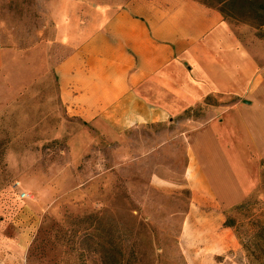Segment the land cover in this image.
<instances>
[{"label":"rangeland","instance_id":"obj_1","mask_svg":"<svg viewBox=\"0 0 264 264\" xmlns=\"http://www.w3.org/2000/svg\"><path fill=\"white\" fill-rule=\"evenodd\" d=\"M202 1L229 15L264 76L261 10ZM104 4L116 0H0V264H256L261 253L250 259L225 223L236 219L245 235L249 216L263 213L258 138L232 147L255 177L242 201L228 203L216 193L244 182L230 173L244 163L226 166L223 182L213 168L207 182L189 166L178 118L116 132L64 103L58 66L82 42L77 30L101 27ZM82 7L83 20L64 16ZM248 201L252 212L236 210Z\"/></svg>","mask_w":264,"mask_h":264},{"label":"crops","instance_id":"obj_2","mask_svg":"<svg viewBox=\"0 0 264 264\" xmlns=\"http://www.w3.org/2000/svg\"><path fill=\"white\" fill-rule=\"evenodd\" d=\"M102 6L107 14L101 27L77 30L82 42L58 66L66 106L74 116L105 122L116 132L178 118L186 129L189 166L201 169L207 182L213 168L223 182L226 166L234 171L233 164L244 163L246 170L230 172L244 182L216 193L228 203L242 201L255 176L246 153L239 157L232 147L249 148L258 138L264 148V76L236 26L200 0ZM85 9L64 16L83 20ZM207 98L238 103L217 107ZM203 105L208 107L199 117H183Z\"/></svg>","mask_w":264,"mask_h":264},{"label":"trees","instance_id":"obj_3","mask_svg":"<svg viewBox=\"0 0 264 264\" xmlns=\"http://www.w3.org/2000/svg\"><path fill=\"white\" fill-rule=\"evenodd\" d=\"M202 1V0H200ZM223 3H228L230 6L232 5V7L234 6H238L239 1L241 0H222ZM259 0H245L244 4L248 9V13H256L259 14L260 10H261V14H259L260 16L259 18V28H263L264 27V2H258ZM264 1V0H263ZM204 2V1H202ZM210 6L216 7V5H212L209 4L207 2H204ZM223 14L224 16L227 18L228 16L224 13V11L221 8H218ZM250 19H252V17H250ZM262 37H264V34L262 35ZM212 100V98H207L206 100V104L211 105L210 101ZM197 107V106H196ZM202 107V106H199ZM198 108V107H197ZM196 109V108H194ZM194 109H189L184 113V116H190V113H195ZM203 111V110H201ZM202 115V113H201ZM200 115H198L197 117H199ZM190 117H196V116H190ZM187 117V118H190ZM196 117V118H197ZM243 208H247V212H252V207L249 204V201L238 206L236 208V210H241ZM249 221H248V226L251 229L250 231L245 232V235L243 234H239L238 230H239V224L236 221V219L232 218V217H228L225 226L229 227V228H233L236 229V234H237V238L240 240L244 250L246 252H248V254H250V259H251V254H253L254 252H260L261 253V257L252 261V263H256V264H264V210L263 213L260 214L259 217L257 218H253L252 216H249Z\"/></svg>","mask_w":264,"mask_h":264},{"label":"built area","instance_id":"obj_4","mask_svg":"<svg viewBox=\"0 0 264 264\" xmlns=\"http://www.w3.org/2000/svg\"><path fill=\"white\" fill-rule=\"evenodd\" d=\"M25 197V196H24Z\"/></svg>","mask_w":264,"mask_h":264}]
</instances>
